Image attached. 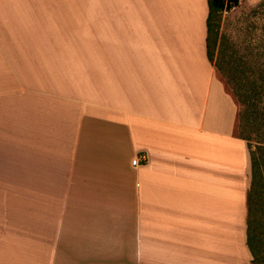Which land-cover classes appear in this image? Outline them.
Here are the masks:
<instances>
[{
    "label": "crops",
    "instance_id": "crops-1",
    "mask_svg": "<svg viewBox=\"0 0 264 264\" xmlns=\"http://www.w3.org/2000/svg\"><path fill=\"white\" fill-rule=\"evenodd\" d=\"M208 16L0 0V264H255L250 150Z\"/></svg>",
    "mask_w": 264,
    "mask_h": 264
},
{
    "label": "rangeland",
    "instance_id": "rangeland-1",
    "mask_svg": "<svg viewBox=\"0 0 264 264\" xmlns=\"http://www.w3.org/2000/svg\"><path fill=\"white\" fill-rule=\"evenodd\" d=\"M212 64L215 66L219 79L226 90L233 96L237 80L235 68L239 64L235 57H245L247 51H253L263 56L264 51V0H237V3L227 6L224 11L217 13L211 21L209 35ZM257 62V65L263 62ZM254 60L244 59L241 63L246 66L254 65ZM235 99V98H234ZM238 105V109H239ZM246 119L238 116L235 133L248 137L247 145L250 152H256L260 145L255 129ZM261 199L256 201L255 217L252 220L257 231L262 232V241L256 244V264H264V204Z\"/></svg>",
    "mask_w": 264,
    "mask_h": 264
},
{
    "label": "trees",
    "instance_id": "trees-1",
    "mask_svg": "<svg viewBox=\"0 0 264 264\" xmlns=\"http://www.w3.org/2000/svg\"><path fill=\"white\" fill-rule=\"evenodd\" d=\"M207 2L209 7L207 27L210 35L211 21L215 15L224 11L227 6L236 4L237 0H207ZM252 52L247 51L245 57H235L239 64L235 68L237 80L233 98L240 107L239 118L249 121L257 136L261 138L257 151L250 152L251 186L247 195V245L252 256L255 257V251L259 248L256 244L262 241V232L257 231L258 227H254L252 220L255 217L256 201L261 199L264 204V53L261 57V54L255 55ZM207 57L212 63L209 39L207 40ZM244 59L254 60V62H261L263 59V62L246 66L241 63ZM239 138L248 141V137L239 136ZM253 262L255 263V259Z\"/></svg>",
    "mask_w": 264,
    "mask_h": 264
},
{
    "label": "built area",
    "instance_id": "built-area-1",
    "mask_svg": "<svg viewBox=\"0 0 264 264\" xmlns=\"http://www.w3.org/2000/svg\"><path fill=\"white\" fill-rule=\"evenodd\" d=\"M136 163H137L136 161H133V162H132V165H136Z\"/></svg>",
    "mask_w": 264,
    "mask_h": 264
}]
</instances>
